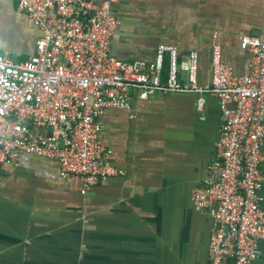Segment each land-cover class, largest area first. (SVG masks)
Listing matches in <instances>:
<instances>
[{"label":"crops","instance_id":"1","mask_svg":"<svg viewBox=\"0 0 264 264\" xmlns=\"http://www.w3.org/2000/svg\"><path fill=\"white\" fill-rule=\"evenodd\" d=\"M112 12L121 20L112 38L115 58L150 62L163 44L181 61L195 50L198 83L205 85L214 41L223 63L247 74L241 40L259 36L264 0H117ZM40 36L15 0H0V56L28 61ZM168 71L164 56L161 83ZM197 100L134 94L132 111L106 110L100 137L125 176L85 195L80 178L62 177L51 159L27 155L23 165L0 166V264H209L212 219L195 209L191 191L216 154L221 110L212 96L202 110ZM260 196L264 211V184ZM259 250L256 264H264V242Z\"/></svg>","mask_w":264,"mask_h":264},{"label":"built area","instance_id":"2","mask_svg":"<svg viewBox=\"0 0 264 264\" xmlns=\"http://www.w3.org/2000/svg\"><path fill=\"white\" fill-rule=\"evenodd\" d=\"M15 1L41 36L28 61L0 56V166L23 165L27 155L51 159L62 177L80 178L85 195L99 182L125 176L107 159L113 150L100 137L106 110L132 111L134 94L141 100L195 94L202 110L212 96L222 120L216 154L191 200L212 219L209 264H256L264 242L258 196L264 181V23L259 36L241 40L249 55L246 75L223 63L214 41L211 80L199 85L195 50L181 61L176 48L163 44L150 62L111 54L121 25L112 12L117 0ZM164 56L167 83L160 78Z\"/></svg>","mask_w":264,"mask_h":264},{"label":"flooded vegetation","instance_id":"3","mask_svg":"<svg viewBox=\"0 0 264 264\" xmlns=\"http://www.w3.org/2000/svg\"><path fill=\"white\" fill-rule=\"evenodd\" d=\"M221 124H222V120H221V122H220V128H221ZM219 134H220V131H219ZM209 166V165H208ZM207 172H208V169H207ZM203 180V179H202ZM202 180H200V182L202 181ZM199 182V183H200ZM198 183V184H199ZM198 184H196L194 187H193V189H192V191H191V195H192V192H193V190H194V188L198 185ZM263 184H264V181H263V183H262V185H261V188H260V190H259V192H258V196H259V200H260V207H261V203H262V197L260 196V191L262 190V188H263ZM264 212V211H263ZM209 217V216H208ZM211 220V219H210ZM211 230V229H210Z\"/></svg>","mask_w":264,"mask_h":264},{"label":"water","instance_id":"4","mask_svg":"<svg viewBox=\"0 0 264 264\" xmlns=\"http://www.w3.org/2000/svg\"><path fill=\"white\" fill-rule=\"evenodd\" d=\"M176 71H177L178 74H180L179 66H177Z\"/></svg>","mask_w":264,"mask_h":264}]
</instances>
